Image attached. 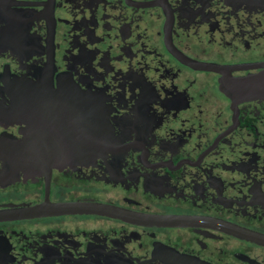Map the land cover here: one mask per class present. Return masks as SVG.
<instances>
[{"label": "flooded vegetation", "instance_id": "af4514ba", "mask_svg": "<svg viewBox=\"0 0 264 264\" xmlns=\"http://www.w3.org/2000/svg\"><path fill=\"white\" fill-rule=\"evenodd\" d=\"M0 264H264V0H0Z\"/></svg>", "mask_w": 264, "mask_h": 264}]
</instances>
